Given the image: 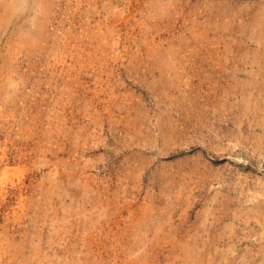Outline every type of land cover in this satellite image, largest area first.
<instances>
[{
    "label": "rangeland",
    "instance_id": "1",
    "mask_svg": "<svg viewBox=\"0 0 264 264\" xmlns=\"http://www.w3.org/2000/svg\"><path fill=\"white\" fill-rule=\"evenodd\" d=\"M256 10L0 0V264H264Z\"/></svg>",
    "mask_w": 264,
    "mask_h": 264
},
{
    "label": "bare ground",
    "instance_id": "2",
    "mask_svg": "<svg viewBox=\"0 0 264 264\" xmlns=\"http://www.w3.org/2000/svg\"><path fill=\"white\" fill-rule=\"evenodd\" d=\"M262 12H260L259 10H256V12L253 14V18L254 16L256 17L257 13L260 12L262 14L261 17L255 19L253 25L255 26V24H257L260 27V36L264 37V11L261 10ZM238 12L240 13L241 18L244 17L245 15V10L243 8L239 9ZM237 10L235 6L231 7V11H230V32L231 34L234 33L235 31V26H234V22L237 19ZM243 19V18H242Z\"/></svg>",
    "mask_w": 264,
    "mask_h": 264
}]
</instances>
